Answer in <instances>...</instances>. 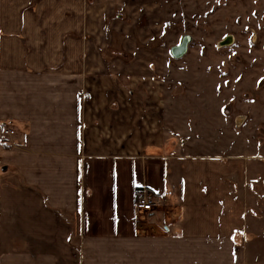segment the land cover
<instances>
[{
    "label": "crops",
    "instance_id": "obj_1",
    "mask_svg": "<svg viewBox=\"0 0 264 264\" xmlns=\"http://www.w3.org/2000/svg\"><path fill=\"white\" fill-rule=\"evenodd\" d=\"M74 1L0 24V264H264V157L166 120L165 0Z\"/></svg>",
    "mask_w": 264,
    "mask_h": 264
},
{
    "label": "rangeland",
    "instance_id": "obj_2",
    "mask_svg": "<svg viewBox=\"0 0 264 264\" xmlns=\"http://www.w3.org/2000/svg\"><path fill=\"white\" fill-rule=\"evenodd\" d=\"M75 4L0 0V24L12 23L10 12H24L23 23L35 12L43 23L42 12H74ZM165 18L168 59L156 89L169 127L210 141L209 153L264 157V0H165ZM184 36L188 48L177 58L170 48Z\"/></svg>",
    "mask_w": 264,
    "mask_h": 264
},
{
    "label": "built area",
    "instance_id": "obj_3",
    "mask_svg": "<svg viewBox=\"0 0 264 264\" xmlns=\"http://www.w3.org/2000/svg\"><path fill=\"white\" fill-rule=\"evenodd\" d=\"M5 133L14 134L15 131L13 129H6ZM165 201L148 192L142 191L136 200L135 210L138 214L150 213L162 207Z\"/></svg>",
    "mask_w": 264,
    "mask_h": 264
},
{
    "label": "water",
    "instance_id": "obj_4",
    "mask_svg": "<svg viewBox=\"0 0 264 264\" xmlns=\"http://www.w3.org/2000/svg\"><path fill=\"white\" fill-rule=\"evenodd\" d=\"M188 43H189V37L184 36L179 44H176L171 48L172 54L177 58L184 55L187 51Z\"/></svg>",
    "mask_w": 264,
    "mask_h": 264
}]
</instances>
